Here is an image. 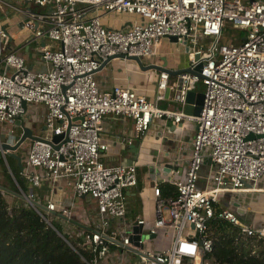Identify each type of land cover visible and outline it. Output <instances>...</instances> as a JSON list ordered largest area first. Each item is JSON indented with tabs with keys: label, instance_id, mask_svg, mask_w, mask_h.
<instances>
[{
	"label": "built area",
	"instance_id": "obj_1",
	"mask_svg": "<svg viewBox=\"0 0 264 264\" xmlns=\"http://www.w3.org/2000/svg\"><path fill=\"white\" fill-rule=\"evenodd\" d=\"M16 1L0 0L21 15V29L36 40L47 34L60 41L57 49L37 47L45 68L29 67L23 46L12 44L0 14V143L15 144L22 123L41 136L22 145L19 174L25 186L9 166L8 150L0 147V160L20 195L54 228L52 215L75 224L73 205L56 198L44 204L35 186L64 179L76 196L94 199L92 224L87 212L80 221L88 231L77 232L90 254L82 255L87 264H133L129 252L144 264H234L212 256L214 219L232 223L249 254L260 255L264 224L243 221L227 195L253 190L264 178V0ZM114 12L135 19L123 27L107 25L104 18ZM227 21L244 31L239 42H220ZM170 36L189 45V66L201 65L199 73L173 76L160 71L156 97L127 85L102 88L97 73L105 60L123 53L125 60L135 55L148 61L158 55L160 40ZM168 88L173 107L159 103ZM191 90L204 93L198 114L184 110ZM24 101L44 108L39 133L24 118ZM109 113L133 118V131L123 138L128 143L144 138L155 119L169 120L175 128L186 120L195 122L190 153L184 157L186 175L169 178L174 194H163L161 182H154L152 219L128 217L126 190L138 183L137 164H107L103 159L109 147L104 135ZM182 159L178 155L176 163ZM170 169L180 172L178 167ZM136 225L142 226L139 232ZM169 236L167 242L164 237ZM152 237L156 241L149 247L147 239Z\"/></svg>",
	"mask_w": 264,
	"mask_h": 264
},
{
	"label": "crops",
	"instance_id": "obj_2",
	"mask_svg": "<svg viewBox=\"0 0 264 264\" xmlns=\"http://www.w3.org/2000/svg\"><path fill=\"white\" fill-rule=\"evenodd\" d=\"M133 19H135L134 15L114 12L105 17L104 22L110 26L123 27L126 24H131V20ZM17 23V28L14 29L13 32H11L8 27H6L13 36L12 44L15 46H23L22 51L25 53L27 60L26 62H28L29 67L45 68L46 64L42 62V57L37 47L45 44L50 48H57L49 45L45 37L46 35L36 40L28 30L21 29V16L20 19L18 16ZM170 41L175 44V48L184 43L182 47L184 48L186 44V51L189 49V45L185 42H174L169 37H163L159 43L158 55L148 59V61H143L146 64H166L170 70H180L188 67L189 61L188 64L180 62L175 55V51L170 49ZM26 43H28L29 46H27ZM59 47L60 44L58 48ZM120 59L122 60L123 58H114L112 59V62L114 60ZM125 61H123V66H111L106 71L104 67L98 71L97 76L102 88L109 89L114 84H121L133 87L139 92L147 93L152 97H156L158 92L157 80L159 78L160 72L154 69L143 70L133 59H128ZM167 100H170V104L175 106L171 98H168ZM161 102H164V100L160 101L159 103L161 104ZM24 118H28L31 124L35 126V131L39 133L44 124V108L39 103H31L28 106L27 114L24 116ZM104 120V135L109 143L108 149L103 153V159L105 162L107 164L136 163L138 166V183L126 190L128 217L135 220L138 217L152 219L155 215V199L152 188L154 182H167L168 184L172 185L173 191L176 190V187L174 184L168 182L169 178L184 177L186 175L188 162L185 158L190 153L192 138L189 140L185 139V131L190 132L193 130L195 124L193 125L188 123L194 121L186 120L182 128H175V125L169 120L155 119L151 124V134L148 133L144 138L136 139L133 141V143H128L123 142V138L124 136L132 133L134 127L133 118L115 113H109L105 116ZM36 123H39L40 125ZM193 135L194 133L190 135V137H193ZM24 150L25 148L21 146L18 149V153L22 155ZM178 154L183 157L180 164L176 163ZM1 163H3L2 160H0V172L3 168L1 167ZM150 165L156 166V168L159 169L158 173H150ZM167 166L171 168L178 167L180 172L175 173L174 171H171V169H166ZM35 187H38L39 193L36 190L35 191L37 192L38 198L44 204L47 203L48 200L56 198L61 199L66 204L73 205L76 216L73 220L77 222L79 221V223L74 221L75 224H72V227L77 229V231L74 230L76 231L74 234L78 235L77 232L79 230L83 231V229L87 228L85 222H81L84 220L87 212H89L90 223L92 224L91 218L93 214L97 213V208L96 202L91 196H76L73 187L69 186L64 179L59 180L55 184L45 180L41 186ZM18 192V186L17 189L5 191L7 200L10 201V203L18 201V198L25 200L23 196L18 194ZM227 198L231 199L232 203L234 201H239L241 203V206L244 208L241 214L243 221L252 223L254 225L264 224V178L260 180L256 188L253 190H242L229 193ZM85 200L92 202L93 208L89 207V204L85 205ZM48 213L51 214L49 211ZM62 222L64 221L62 220ZM63 224L67 223L64 222Z\"/></svg>",
	"mask_w": 264,
	"mask_h": 264
},
{
	"label": "trees",
	"instance_id": "obj_3",
	"mask_svg": "<svg viewBox=\"0 0 264 264\" xmlns=\"http://www.w3.org/2000/svg\"><path fill=\"white\" fill-rule=\"evenodd\" d=\"M8 162L19 184L25 186L26 181L19 174L18 160L12 156L11 159L8 157ZM1 164L0 183L17 189L6 164ZM161 189L165 195L175 192L167 182L161 183ZM56 228L26 200L18 198L10 203L5 191L0 189V264H87L82 257H90L81 245L84 236L63 235L58 231L62 229L57 223ZM237 232V227L228 220L214 219L210 225V235L215 243L212 256L234 264H264V248L260 255L249 254L244 240L237 239Z\"/></svg>",
	"mask_w": 264,
	"mask_h": 264
},
{
	"label": "rangeland",
	"instance_id": "obj_4",
	"mask_svg": "<svg viewBox=\"0 0 264 264\" xmlns=\"http://www.w3.org/2000/svg\"><path fill=\"white\" fill-rule=\"evenodd\" d=\"M10 1L13 4L17 3L16 0H10ZM46 8L47 7L39 8V7L35 6V9H44V10H46ZM0 14H1V21H2L3 25L5 27H8V29L11 32H13V30L17 28L16 24H18L17 23L18 16H19V19H20L21 15L18 13V11L13 6L9 5L8 3H4V2H0ZM225 26H226V28H228V30L224 31L220 42H229V41H231V42H239L240 41L241 32H244V31L239 30L240 28L238 27V25L232 24V22H230V21H227ZM45 37H46V40L48 41L49 45H51L52 47L54 46L55 48H58V46L60 44V41H56L55 39L49 37L47 34H46ZM201 42L207 43L208 40H201ZM179 43H181V42H179ZM183 45H184V43L180 44L179 46H177L175 48V44L172 41L169 42V47H170L171 50L175 51V55L177 56L178 60L180 62H184L185 64H188V61H189L188 60V55H187L188 53H187V51L185 49L186 44H185L184 48L182 47ZM123 61H125L124 58L122 60L121 59L120 60H114L113 62L111 60L105 66V71L107 69H109L111 66H123L124 65ZM26 64L28 65V62H26ZM169 104H170V100L161 102L162 106H169ZM170 106L173 107V105H171V104H170ZM184 110L186 112H193V109L188 107V106H185ZM36 124L40 125L39 123H36ZM188 124H193L194 125L195 122H191V123H188ZM194 129H195V125H194L192 131H190V132L189 131H185V139L189 140V139L192 138V136L190 137V135H192L194 133ZM18 130H20V131H17V133L19 134L21 132V129H18ZM178 131H180V130H178ZM151 133L152 132H149V134H151ZM174 133H177V132H174ZM8 157H10V159H11L12 156L8 155ZM26 189L29 190V188H26ZM35 190L38 192V187H35ZM232 199H233V197H232ZM88 204L90 205L89 207L93 208L92 202H90L88 200H85V205H88ZM51 217L53 218L55 223L59 224V226L62 229V231H65V232L69 233V235H74V233L77 231V229H74V227H72V224L70 222L67 223V224H63L64 222H62V220L60 218H57L56 216H53V215ZM74 230H76V231H74ZM159 236L162 237V235H159ZM154 239H155L154 237H152L151 239H149V238L147 239V245L149 247H150V244H151L152 241H154V242L156 241ZM164 239H166L167 242H170L172 240V236H169V237H166V238L164 237ZM129 254L132 255V257L129 258V263L144 264V262H140V257L138 256V254L133 255L131 252H129Z\"/></svg>",
	"mask_w": 264,
	"mask_h": 264
},
{
	"label": "water",
	"instance_id": "obj_5",
	"mask_svg": "<svg viewBox=\"0 0 264 264\" xmlns=\"http://www.w3.org/2000/svg\"><path fill=\"white\" fill-rule=\"evenodd\" d=\"M170 38L174 42L178 41V38L176 36H170ZM124 56L125 55L123 53H121V54H116V55H113V56L109 57L107 60H105L102 63L100 69L104 68L112 59L117 58V57H122L123 58ZM127 58L135 60L143 70L154 69V70H158L159 72L162 71V70H167L173 75H177L178 73L183 72V71H190V72L199 73V70H200V67H201V65H199V66H197L194 69L191 66H188V67L180 69V70H170V68H168L166 64H164V65L156 64V63L146 64L140 56L133 55V56H128ZM169 96H170V89L168 88L165 91L166 99L164 101H166L169 98ZM187 101H188V104L186 106H188V107L193 109V112H188V113H196V114H198V113H200V110H201V107H202V104H203V101H204V93L202 91L197 92V91L191 90L188 93ZM192 103H195L196 106H193ZM23 105H24L25 110H27L28 109V105H27L26 101L23 102ZM39 138H41V136H39L38 134H35L30 126L25 125L24 123H22V131L20 132V135H19V138H18L17 142L15 144H11V143L5 141V142L0 143V147L4 148V149H7L8 150V155H12V156L16 157V159L18 160L19 166L22 167V165H23L22 164V156L18 153V149L27 140H29V139L30 140H35V139H39ZM60 138H61V136H57L56 140H58ZM54 147L58 148L59 144L54 145ZM166 169H170V167L167 166ZM158 171H159V169H157L156 166H154V165H150L149 166V172L150 173H158ZM0 189H2L4 191H10L11 190L10 188H8L7 186H5V185H3L1 183H0ZM18 194H20V193L18 192ZM39 205L42 208H45L44 204H39ZM233 205L237 207V209H238V211L240 213L243 212L244 208L241 206V203L239 201H234ZM75 222H77V221H75ZM77 223H79V221ZM141 229H142L141 225H136L134 227V230L138 231V232ZM147 236L149 237V235H147ZM135 237L138 238L137 235Z\"/></svg>",
	"mask_w": 264,
	"mask_h": 264
}]
</instances>
